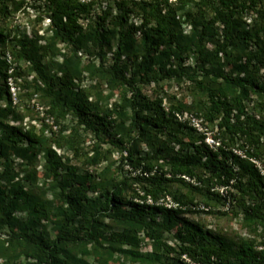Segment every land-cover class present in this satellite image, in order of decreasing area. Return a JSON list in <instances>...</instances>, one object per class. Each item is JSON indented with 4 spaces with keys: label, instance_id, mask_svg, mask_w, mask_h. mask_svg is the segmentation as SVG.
Wrapping results in <instances>:
<instances>
[{
    "label": "trees",
    "instance_id": "16d2710c",
    "mask_svg": "<svg viewBox=\"0 0 264 264\" xmlns=\"http://www.w3.org/2000/svg\"><path fill=\"white\" fill-rule=\"evenodd\" d=\"M194 1L196 9L186 10ZM260 1H124L122 5L143 13L140 26L126 28L124 22L130 17L126 13L118 23V32L104 33L106 18L87 27L82 24L81 16L89 6L81 0H45L55 31L54 46L63 43L71 48L61 76L41 66L38 51L28 43L22 42L21 49L11 54L15 64L31 61L37 82L28 88L47 101L40 133L7 122L8 115L14 113L7 80L14 74L21 76L23 69L15 68L10 75L6 62L0 59V102L7 107L0 111V229L9 233L5 241L9 248L0 243L4 264L21 258L26 264H112L121 257L132 262L141 259V264H264V176L251 161L264 163V83L253 72L240 76L253 65L251 58L243 63L253 46L260 51L254 58L260 57L264 65V8ZM247 10L257 16L251 29L242 30L237 18ZM181 17L192 24V36L183 35ZM138 31L141 53L136 50ZM115 35L118 45L114 50ZM5 40L0 32V44ZM88 43L97 48L102 64L107 54L113 53L109 68L88 67L92 74L107 73L110 87L122 90L123 103L111 110L89 101L87 91L76 92L84 72L79 53ZM191 53L195 55L193 67L186 65L185 59ZM124 56L136 59L138 74L127 76ZM222 57L235 65L238 76L218 70ZM201 71L204 79L198 80ZM184 78L207 97V104L194 113L200 111L206 121L217 123L219 133L214 138L220 141L219 147L208 145L206 134H197L180 119L182 111L193 110L183 104L167 108L163 98L150 100L142 93V86ZM98 81L101 86L103 80ZM252 97L258 101L250 112L247 102ZM68 116L99 142L121 153L117 169L108 165L99 174L91 170L80 174L63 161L46 133L79 156L81 147L75 134L63 135L66 129L62 123ZM14 120L23 118L15 115ZM239 147L246 158L234 153ZM38 152L44 156L51 179V200L44 197V189H39L38 197L15 182L20 173L14 167V157L26 160L28 154ZM101 160L96 155L87 164L93 167ZM27 177L33 184L38 174L34 171ZM133 183L141 186L143 195H130ZM174 184L189 189L192 196L174 191ZM220 189L225 190L223 195ZM196 195L203 197L206 208L213 201L229 203L230 209L222 215L241 207L245 221L263 228L260 237L232 243L184 218L201 213L194 202ZM168 197L173 199V207L163 203ZM17 213L27 217L18 218ZM43 222L54 225L55 235ZM145 238L153 246L148 256L141 249Z\"/></svg>",
    "mask_w": 264,
    "mask_h": 264
},
{
    "label": "rangeland",
    "instance_id": "374dc122",
    "mask_svg": "<svg viewBox=\"0 0 264 264\" xmlns=\"http://www.w3.org/2000/svg\"><path fill=\"white\" fill-rule=\"evenodd\" d=\"M124 1L129 0H82L81 3L86 4L88 10L81 16L82 24L87 27L89 24H97L100 17L106 18L105 27L103 32L107 33L111 30L118 32L119 21L126 13L129 14V18L124 22L126 28L131 25L136 27L140 26L142 22L143 13L134 8L133 6L126 7L122 5ZM142 0H137L140 2ZM176 2V0H171ZM260 6L264 8V0L260 1ZM196 9V2H190L186 10ZM48 9L45 0H0V32L5 36V43L0 44V59L6 62L7 70L10 68L23 69L22 75L18 76L14 74V77H8V80H13L11 90L15 96L12 110L14 113H10L7 117V122L13 126H22L24 130L33 129L36 133L41 132L42 120L45 118L42 114V110H45L47 106V101L42 99V94L40 92L34 93L29 90L28 86L33 85L37 82V76L34 71H32L31 61L20 60L14 63V58L11 57L14 50L19 51L21 49L22 42L28 43L30 49L36 48L38 51V59L41 66L49 68L54 74L61 76L62 69L65 65L66 56L71 54V48L67 47L63 43L53 44V38L55 36V31L52 26L51 20L48 17ZM181 14V13H180ZM257 16L254 11L247 10L237 21H242V30H249L252 28V20ZM182 22V33L185 36H192V24L187 20V18L181 17ZM117 35V34H116ZM115 35L113 39V48L116 49L118 45V36ZM141 31L136 33V50L138 53L142 52V47L140 44ZM264 40V36H263ZM211 48V47H208ZM260 52V51H259ZM255 46L251 47L248 51L247 57L243 60L246 63L249 58L252 59L253 65L247 66L245 70L240 74L235 70V65L230 64L226 57L221 58L218 70L224 72L225 75H232L236 77L240 74L241 77H246L250 73H254L257 80L264 83V65L259 62V58H254V56L259 53ZM82 58V68L84 70L82 74L81 86L76 92H80L83 89L89 93V101L97 102L101 109L111 110L116 104H122V90H113L108 81L110 80L107 73L102 70L96 74H92L88 67L91 66L93 70L103 67L104 69L109 68L110 64L113 62V53L107 54L105 62L102 64L101 58L98 55L97 48L92 44L88 43L83 46V49L79 53ZM11 58V59H10ZM175 57H173L174 61ZM186 65L193 67L195 55L193 53L186 56ZM10 61L13 63L11 65ZM175 64V63H174ZM103 65V66H102ZM122 65L127 68V76L130 77L133 74H138V69L136 66V59L132 57L131 59L123 57ZM21 72V71H20ZM19 72V73H20ZM198 75V80H203L202 71ZM103 80L101 86H99V81ZM158 84H151L148 86H142V93L147 96L150 100H155L157 98H163L164 106L169 108L172 105L183 104L193 110L182 111L187 121L189 127L197 132L199 135H205L206 138L214 137L218 135L217 123H210L204 119L202 113H194L196 109L207 104V97L199 93L193 84H191L188 79L184 78L183 81H178L175 79L169 80L164 79ZM0 85H3V79L0 78ZM43 86V85H41ZM252 101L247 102V107L250 112L256 106L257 99L252 97ZM6 103L0 102V111L5 110ZM198 111V110H197ZM15 115L22 117V121H15ZM65 127L63 135L65 137L75 134V142L80 144L81 154L79 156L74 155L73 152L64 149L61 145L55 143V136L51 135L50 132L46 133L48 138H51V146L57 153L64 157L63 161L70 166L77 168L80 174H84L86 170L95 171L97 174L101 173L105 167L112 165V170L114 171L120 164L121 153L114 151L113 147L108 143L99 142L94 135L86 132L84 128L77 125V120L72 116H68L62 123ZM57 130V127L56 129ZM64 130V129H63ZM111 152V153H108ZM244 152V150L239 148H234V153ZM99 155L102 160L101 163L89 167L88 160L94 156ZM107 158L108 160L104 159ZM14 167L17 172H19V177L15 182L25 186V190L35 191L34 194H38L39 189H44V197L46 199H52L51 179L47 176L45 171V159L41 153H30L26 160L14 157ZM2 167L0 168V170ZM129 168L127 167L126 170ZM36 171L38 174L37 181L35 183H30L28 181L27 174ZM63 172V171H62ZM190 183V182H189ZM174 191H178L186 196H192L191 191L187 188H182L177 184L173 186ZM221 190V189H220ZM143 195L142 188L140 185L133 183L130 190V195ZM97 194H92V196ZM38 196V195H37ZM39 197V196H38ZM41 198V197H40ZM173 199L168 197L165 202L169 206H173ZM195 203L199 204L200 212L199 214H186L184 218L203 225L206 229L212 231L214 234L221 236L228 242L237 243L241 238H259L261 232L263 231L258 225H250L247 221L243 219V212L241 207L235 208L230 214L222 215L221 212L226 211L228 203L219 204L218 202H210V206L206 208L204 205L206 201L201 195L195 196ZM209 212V213H208ZM235 214H238L237 216ZM18 218H26L27 216L16 214ZM44 226L55 235V227L53 224L48 222H43ZM8 230L6 228L0 229V243H5L6 250L9 248L8 243L5 242L8 239ZM170 244H174V241L170 240ZM152 244L146 238L143 240L142 244V254L148 256L152 252ZM7 252H5L6 254ZM4 258H0V264H4ZM165 262V258H164ZM14 264H26V260L21 258ZM112 264H141V259L137 261H128L123 257L116 259ZM165 264V263H163Z\"/></svg>",
    "mask_w": 264,
    "mask_h": 264
},
{
    "label": "built area",
    "instance_id": "2783aa9c",
    "mask_svg": "<svg viewBox=\"0 0 264 264\" xmlns=\"http://www.w3.org/2000/svg\"><path fill=\"white\" fill-rule=\"evenodd\" d=\"M82 1V0H81ZM11 59V58H10ZM10 63H11V65H13V63L10 61ZM13 68H10V70H9V74L11 75V74H13ZM8 81V84H9V87H10V90H12L13 89V87H12V84H13V80H7ZM12 88V89H11ZM12 92V91H11ZM12 94H13V92H12ZM13 98L15 99V96H14V94H13ZM180 119H182V120H185V118H182V117H180ZM47 123H50L51 125H53V122H50V121H47ZM53 128L54 129H56V127L55 126H53ZM206 142H207V144L208 145H210V146H212V147H219L220 146V141L219 140H216L214 137H208V138H206ZM236 153V152H235ZM238 156H240V157H242V158H246V155L243 153V152H238V153H236ZM251 161L256 165V167H257V169L259 170V172H260V174L262 175V176H264V163H262L261 161H259V160H256V159H251ZM225 190L224 189H221L220 190V192H221V194L223 195V192H224ZM167 206H169V205H167ZM169 207H173V206H169ZM228 209H230V204L228 203V205H227V207H226V210H228Z\"/></svg>",
    "mask_w": 264,
    "mask_h": 264
}]
</instances>
